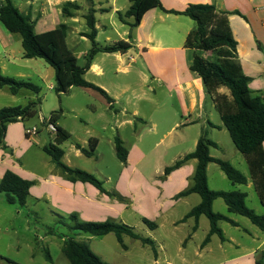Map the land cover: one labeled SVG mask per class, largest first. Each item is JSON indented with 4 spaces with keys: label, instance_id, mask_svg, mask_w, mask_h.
<instances>
[{
    "label": "crops",
    "instance_id": "obj_1",
    "mask_svg": "<svg viewBox=\"0 0 264 264\" xmlns=\"http://www.w3.org/2000/svg\"><path fill=\"white\" fill-rule=\"evenodd\" d=\"M12 1L22 14L31 18V21L34 23L35 32L38 34L54 30L60 25L65 24L68 27L67 43L77 57L78 65L81 67L87 65V60L93 48L92 42L85 36H82V34L90 32L86 22V15L91 9L94 10L96 20L97 36L95 41L98 48H104L119 41H125L132 46L126 53L98 52L93 57L90 68L84 76L87 82L106 91L111 101H108L98 91L91 88L75 87L71 89H81L92 100L99 102L106 110L112 113V119H115V122L118 123V136L116 139L119 138L123 142L128 152V157L126 163L121 162L123 169L113 189H107L100 180L104 179L105 183H108L112 181L110 178L102 177L103 175L97 169H86L89 171L88 173L95 174L92 175L103 183V188L111 195L102 193L91 184L71 181L56 166L51 157L44 152L43 148L50 143H55L56 140V133H53L49 129V126L52 125L49 123V120L47 122L49 126L46 128V134L51 142L43 137L44 140L39 130L36 134L27 135L26 131L29 129L23 130L21 121L7 125L4 140L0 144V181L8 170L15 172L24 179L33 181L34 185L30 189L28 201L31 200L34 208L39 206V204H45L51 210V213H55L58 216L70 218L73 214L77 215L79 222H105L112 220L122 224L125 223L123 221L119 222V220L126 213L131 212L139 215L144 223V220H149L146 217H154V214L146 208L145 201L159 204V208H157L159 216V214L170 212L171 208L177 205L179 201H187L189 198L198 195L193 193L185 197H179L180 193L193 186V177L197 166L196 159L187 161L180 168L171 171L168 175H166V169L173 167L177 162L193 153L200 137L204 135L209 139L207 136H214L217 132H222L224 125L223 122L219 123L214 120L212 109L216 108L213 100L207 94L201 78L191 70L194 55L193 50L184 47L187 36L195 29L196 23L184 15L170 14V11L183 12L190 5L210 4L216 6L219 12L226 13L232 34L237 42V62L240 64L243 73L251 79L249 83L251 95L252 97H262L264 99V0H161L162 8H154L148 11L144 15L140 25L133 29L127 24L122 23L117 14V12L124 14L130 8L131 3L129 0H92L91 2L77 0L80 10L71 9L72 16L64 15L63 8L66 3L74 2L73 0ZM103 18L107 19L106 22L102 21ZM82 19L85 21V26L83 29H77L76 26L82 22ZM127 21L130 23L133 20L127 19ZM0 23V70L2 74L19 80L31 81L38 85L42 92L43 80L49 77L46 72L47 68L42 66L41 62H39L40 59H25L21 35L9 32L1 21ZM37 27L40 28V31H36ZM101 30L105 33L106 42H109L106 46L98 44ZM70 34L75 36L74 47L68 42ZM82 39L88 40L90 47L79 52L78 50H81L80 48L83 47ZM100 55H108L117 61L118 65L114 69L115 78L118 77L119 72L122 70L120 66L127 62L124 69L126 75L130 73L131 68H134L138 72L135 71L136 74H139V76L143 78L150 76L152 82L157 83V87L165 91L164 93L168 96L160 99L143 96L136 97L134 91L131 96L128 95L132 89V85L126 79H130V76L124 77L121 80L116 79L117 81L109 79V84H107L106 76L109 70L104 67L103 63L105 61L103 59L105 58H100ZM205 56L208 57V53ZM80 57L84 59L83 64H79ZM9 65L13 66L14 72H12L16 74L15 76L8 74ZM90 74L94 75L96 80L89 79L88 76ZM41 76H43V80L40 79ZM35 78H39L38 80H41L43 83L35 81ZM111 85L114 89H111ZM55 86L56 82L54 85H50L49 89H55ZM6 90L15 97L26 95L24 99L27 104L38 99L33 97L37 96V94L27 89H22L14 95L8 87H4L0 89V95H6ZM220 92L227 93V90L221 89ZM122 97L125 99H121ZM134 99L135 101H133ZM208 101L212 103L210 107ZM25 106L17 105L10 107ZM86 106L91 109L94 108L92 104H87ZM70 110L77 115L80 114L76 108ZM161 115L167 122V128L160 133L161 140L154 145L150 143L152 140L151 134L161 131V126L158 122V118ZM41 119L45 122L42 116ZM52 126L54 127V125ZM18 127L21 133L17 129ZM123 128H128L132 131L133 136L130 140L123 137L122 133L120 134V130ZM87 132L89 133V130ZM90 139L88 143L84 141V143H77L71 146L72 151L75 153L76 159L87 157L99 163L100 156H97L100 145L99 139L95 138L98 140V145L92 157H88L82 152V149L89 150L85 145H88L89 148ZM116 139L113 143L115 153ZM209 140L216 144L215 147H210L211 155V148H219L221 143L214 139ZM28 143H34L38 146L53 164L44 161L36 168H31L26 163L23 164L18 157L19 151L16 145L22 146V144ZM189 143L195 149L193 151L190 149L189 151H184L182 148ZM63 144L65 142L60 145V148ZM160 144H164V148L156 150ZM28 146H31V144H28ZM63 152L62 161L65 165L72 169L80 168L78 163L73 161L65 150ZM210 164L207 167V177ZM191 178L192 183L190 181ZM247 178L248 183L246 185L252 186L255 189L250 170ZM195 199L197 205H199L201 197L200 199ZM204 218L207 217L202 215L198 222L193 217L189 218L193 219L195 224L192 233L185 240L184 244L192 238V234L197 232ZM183 219L177 224L189 220L184 221ZM220 222L218 223L219 228ZM236 223L238 226L235 227H240L239 223ZM210 229L211 226L209 232ZM260 231L262 233L260 235L255 233V239L260 244H231L235 246L237 253H235L234 257L227 258L221 264H255L261 259L264 260V231L261 229ZM215 235L217 234L210 237L208 243H210L211 238ZM226 241L225 237V241L222 242L225 243ZM203 243L199 248L200 258L206 252H210L211 254L214 252L212 248H209L211 244ZM156 247L158 248L157 245ZM157 248L156 254L154 253L156 262L159 259ZM220 249L223 250V244L220 246ZM223 252L226 253L227 251L223 250Z\"/></svg>",
    "mask_w": 264,
    "mask_h": 264
},
{
    "label": "trees",
    "instance_id": "obj_2",
    "mask_svg": "<svg viewBox=\"0 0 264 264\" xmlns=\"http://www.w3.org/2000/svg\"><path fill=\"white\" fill-rule=\"evenodd\" d=\"M68 2L63 8L66 16H72L71 9L80 10L77 0ZM91 2L92 0H85ZM130 8L123 14L117 12L119 20L127 24L131 29L140 25L144 15L154 9L162 8L161 0H129ZM170 14L184 15L196 23V27L191 31L186 39L184 47L193 50V63L191 70L202 80L207 94L213 100L224 127L228 131L230 138L237 150L245 157L251 179L258 194L260 203L264 207V99L262 97H252L249 83L251 79L243 73L240 64L237 62V42L229 25L226 13H221L216 6L210 4L190 5L183 12L170 11ZM127 19H132L128 22ZM0 21L5 28L11 32L20 34L22 37L23 56L25 59H42L55 73V90L58 95L67 94L72 88L84 87L98 91L108 101L111 98L102 88L89 83L84 76L90 68L93 57L98 52L104 53H126L132 46L125 41H119L104 48L96 45V20L94 10H90L86 15L89 33L82 36L88 38L93 48L90 52L87 65H78L77 57L67 43L68 27L60 25L54 30L41 34L35 32L34 23L29 16L22 14L14 5L12 0H2L0 2ZM214 53L216 59H208L205 54ZM8 87L12 94L16 95L20 90L27 89L39 95L41 88L31 81L19 80L5 76L0 70V89ZM226 89L227 93L220 92ZM41 103L37 101L29 102L25 107H4L0 109V144L5 136L7 125L23 121L33 117L37 113V107ZM62 110L51 113L49 123L54 125L56 130L55 143H50L43 148L44 152L51 157L56 166L68 176L71 181H80L93 185L106 195H111L103 188V183L94 175L79 169H72L62 161L64 152L60 145L71 138V134L57 125ZM98 145V140L90 139L89 150L82 149V152L92 157ZM216 144L206 138L200 137L196 149L184 159L177 162L173 167L166 169V175L171 171L180 168L191 159L197 160V166L193 177V186L180 193L179 197H185L196 193L201 197V203L194 207L183 219L193 217L198 222L202 215H205L210 222V232L203 244H207L210 237L217 234L222 241H225L224 234L218 223L225 221L233 226H238L236 222L228 216L215 213L213 203L217 199H223L228 207V212L245 217L252 224L264 231V216L258 215L246 204L247 194L241 191H216L210 189L208 185L207 167L210 163H216L225 173L227 178L234 184L246 185L248 178L230 162L213 158L210 155V147ZM80 148V146H78ZM116 154L122 163H126L128 152L123 142L116 139ZM34 182L19 176L13 171H6L0 181V193L5 197L9 205L19 208L27 206L30 189ZM74 221L73 231H77L92 236H104L114 233L124 250L123 236L140 241L143 245H149L156 254V244L150 238H144L137 234L134 228L117 223L112 220L105 222H79L77 215H71ZM144 223L152 230L157 228V224L144 220ZM62 252L69 261V264H106L96 255L89 245L79 242L73 238L64 241ZM8 264H21L2 257ZM50 261L51 257L47 256ZM255 264H264L261 259Z\"/></svg>",
    "mask_w": 264,
    "mask_h": 264
},
{
    "label": "rangeland",
    "instance_id": "obj_3",
    "mask_svg": "<svg viewBox=\"0 0 264 264\" xmlns=\"http://www.w3.org/2000/svg\"><path fill=\"white\" fill-rule=\"evenodd\" d=\"M106 20L105 18L102 19V21L105 22ZM84 24L85 21L82 19V22L77 24V29H83L85 26ZM39 29L40 28L37 27L36 31H40ZM74 37L73 34H70L68 40L69 44L73 47L75 45ZM78 39L80 38L78 37ZM82 41L83 47L80 48L81 50H78L79 52L84 51V49H89L88 47H90V42L88 40L82 39ZM98 44L101 46L109 44V42H106L105 33H103L102 30L98 37ZM208 55V59H216V54L208 53ZM101 56L102 55H100V58H105L103 59L105 61V63H103L104 67L109 70L106 76L107 84H109V79L121 80L124 77L130 76V79H126L132 85V89L128 95L131 96L134 91L136 97L143 96L160 99L168 96L164 93L165 91L157 87V83L152 82L150 76H148V78H143L139 76V74H136L137 71L134 68H131L130 73L126 75L124 69L127 62L120 66L122 70L119 72L118 77L115 78L114 69L118 65L117 61L108 55ZM39 62H41L44 68H47L46 72L49 77L43 80V76H41L40 79L43 80L44 83L38 80L39 78H35V81L43 83V90L40 95L33 96L39 98L41 103L38 105L37 113L33 117H29L20 122L22 129L26 131V129L36 127L42 138L48 139L46 128L49 126L47 122L51 113L54 111L60 112V110H62L56 123L70 132L71 138L67 140L61 148L66 151L67 155L73 161L78 163L80 166L78 169L83 171H87L86 169H97L101 175H103L102 177L110 178L112 181L105 183L104 179L102 180L96 175L107 189H113L123 169V165L117 158L113 146L114 140L118 136V123L115 122V119H112V113L110 111L106 110L99 102L92 100L91 97L83 93L81 89L76 88L67 94L61 95H58L54 88L49 89L50 85L55 84L54 70L44 60L40 59ZM83 62L84 59L80 57L79 64H83ZM12 71L14 72L13 66L9 65L8 74L15 76L16 74ZM88 77L91 80H96L94 75L90 74ZM111 89H114L112 85ZM115 91L117 90L115 89ZM25 96L15 97L7 91L6 95H0V109L10 106L28 105L24 99ZM121 99L124 100L125 98L122 97ZM133 101H135V99ZM208 102L210 107L212 103H210V101ZM87 104H92L94 108L91 109L87 107ZM72 108L78 109L80 114L77 115L71 112L70 109ZM212 110L214 120L221 123L222 121L217 110ZM41 116L45 119L44 123L42 122ZM158 122L160 123L161 131L156 134H151L152 140L150 143L154 145L161 140L160 133L167 128V122L162 115L158 118ZM106 126L107 128H105ZM222 128V132H217L214 136H207L209 139H214L221 143L219 148H211V156L230 162L243 174L249 176V170L244 156L233 144L226 128ZM17 129L21 133L19 127ZM87 130H89V133ZM121 133L127 140H130L133 136L132 131L128 128L120 130V134ZM92 137L100 140L97 152V156H100L99 163L87 157L76 159L71 146L77 143H84V141L88 143L89 139ZM48 141L51 142L50 139H48ZM28 144H31V146L27 147ZM28 144H22V146L19 144L16 145L19 151L18 157L23 164L26 163L29 167L36 168L44 161L51 162L49 157L45 155L38 146L34 143ZM163 146L164 144H160L156 150L163 149ZM85 147L89 149L88 145H85ZM27 148L29 149L26 150ZM182 149L184 151H189V149L193 151L195 148H192V144L189 143ZM51 164L53 163L51 162ZM190 181L192 183V178ZM208 182L212 190L226 192L241 191L247 193V206L258 215L264 216V207L260 204L254 187L232 183L216 163L210 164ZM195 198L200 199L198 195H195L187 201H179L177 205L171 208L170 212L167 214H159V216L157 210L159 204L145 201L148 211L154 214V217L146 218L158 224L156 230H152L145 225L142 222V218L135 213H126L125 216L119 220V222L123 221L126 225L134 228L135 232L140 236L150 238L155 242L158 246V248H156L159 253V259L158 262H156L153 249L149 245H143L138 240L124 236V244L128 247L127 250H124L114 234L92 236L73 231L72 227L75 224L74 221L69 217L58 216L55 213H51V210L46 207L45 204H39V206L34 208L30 200L27 206L21 209L17 206L9 205L4 195L0 193V264H8L2 257L21 264H69L62 252L64 239L68 238L87 243L91 250L106 264H221L226 261L227 258L234 257L235 253H237V249L231 244H260V242L255 239V233L259 235L262 234L260 229L245 217L237 214H229L223 199H218L213 205L214 212L227 215L232 220L238 222L240 227H235L224 221L220 222V228L223 230L227 241L223 243L217 235L213 236L210 243H208L211 244L209 248L213 249V254L206 252L203 257L200 258L199 248L209 232V220L207 218L203 219L197 232L192 234V238L186 244L184 243L192 233L195 224L194 220L189 219L184 223L177 224L197 205ZM222 244L223 250L227 251L226 253L220 249ZM47 256L51 257L50 261L47 259Z\"/></svg>",
    "mask_w": 264,
    "mask_h": 264
},
{
    "label": "built area",
    "instance_id": "obj_4",
    "mask_svg": "<svg viewBox=\"0 0 264 264\" xmlns=\"http://www.w3.org/2000/svg\"><path fill=\"white\" fill-rule=\"evenodd\" d=\"M42 122L44 123V120L42 119ZM49 129L53 132V133H56V130H55V127H53L52 125L49 126ZM38 132L37 128L34 127L32 129H29L26 131V134L27 135H33V134H36Z\"/></svg>",
    "mask_w": 264,
    "mask_h": 264
}]
</instances>
